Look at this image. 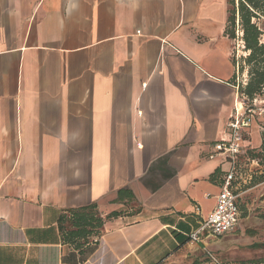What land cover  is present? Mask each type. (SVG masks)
<instances>
[{
	"label": "crops",
	"instance_id": "obj_1",
	"mask_svg": "<svg viewBox=\"0 0 264 264\" xmlns=\"http://www.w3.org/2000/svg\"><path fill=\"white\" fill-rule=\"evenodd\" d=\"M227 9L0 0V264L205 261L188 234L229 168L209 157L238 100ZM121 188L133 199L116 201ZM92 203L99 234L76 248L60 216ZM243 203L232 231L202 239L225 264H264V220Z\"/></svg>",
	"mask_w": 264,
	"mask_h": 264
},
{
	"label": "trees",
	"instance_id": "obj_2",
	"mask_svg": "<svg viewBox=\"0 0 264 264\" xmlns=\"http://www.w3.org/2000/svg\"><path fill=\"white\" fill-rule=\"evenodd\" d=\"M227 24L225 33L231 39H240L246 55L242 58L239 69H246L249 75L244 85L238 87V92L244 95L251 105L256 95L264 91V43L261 41L263 30L259 20H264V0H227ZM235 65V60H234ZM235 78V74L233 80ZM246 101H243L246 103ZM253 118L255 120V115ZM253 120V121H254ZM261 134V145H264V129ZM254 157L253 150H249ZM133 194L128 188H121L116 192V201L132 200ZM96 204L92 203L78 208H69L60 216L61 230L64 241L80 248L87 239L99 234L102 219L96 210ZM118 215L116 212L114 215ZM63 222H67L70 228H65ZM90 227V229L88 228ZM91 227L97 231L91 233ZM82 239V241H80Z\"/></svg>",
	"mask_w": 264,
	"mask_h": 264
},
{
	"label": "built area",
	"instance_id": "obj_3",
	"mask_svg": "<svg viewBox=\"0 0 264 264\" xmlns=\"http://www.w3.org/2000/svg\"><path fill=\"white\" fill-rule=\"evenodd\" d=\"M260 111H264L259 108ZM256 113L251 104L242 101L234 103L233 111L226 122L225 136L214 144V152L209 155H222L229 162V168L220 186V191L215 198V204L208 215L202 219L198 228L188 234L190 242L203 244L205 261L200 264H224L219 257L207 248L202 239L203 233L207 235H222L232 231L240 219L238 206V193L236 192L242 179V159L250 160L247 151L246 134L254 120ZM251 162H256L251 159ZM235 183V184H234Z\"/></svg>",
	"mask_w": 264,
	"mask_h": 264
},
{
	"label": "rangeland",
	"instance_id": "obj_4",
	"mask_svg": "<svg viewBox=\"0 0 264 264\" xmlns=\"http://www.w3.org/2000/svg\"><path fill=\"white\" fill-rule=\"evenodd\" d=\"M259 25L263 30V34L261 36V41L264 43V20H259ZM246 55V52L243 50V45L240 39L236 38L234 39V49H233V58L235 60V78L234 83L237 87L239 85L242 86L245 84V82L248 80L249 75L247 74V71L245 68L243 70H240L239 67L242 64V58ZM237 101H246L244 98V95L240 94L238 92V100ZM247 104H250V101H246ZM253 109L256 112L255 120L252 121V125L250 128V134H246V138L251 140V145L258 142V131L260 133L264 129V111H260L259 108L264 110V91L261 92L259 95H256L254 101L252 102ZM251 135V136H250ZM249 150H253L255 156L253 157ZM247 155L250 160L242 159L241 164L244 167L242 169V179L244 181L240 182V184L237 187L236 192L238 193V206L240 208V217L242 218L244 216V203L243 201H247L249 203H252V208L255 213L258 214V216L264 220V145H259L257 147H248ZM251 159H255L256 162L252 163ZM235 184V183H234ZM250 189L244 194H240L245 189ZM242 200V201H241ZM135 207V206H132ZM136 208V207H135ZM65 228H70L69 224L67 222H63V225ZM90 229V227H88ZM261 228H259V231ZM264 230V226L262 227ZM97 231L96 227H91V233H95ZM263 234V233H262ZM264 235V234H263ZM91 237L89 236L88 239ZM82 241V239H80ZM259 246H262L260 250L257 251L256 255H253L252 257H257L258 259L262 260L264 262V245L261 244ZM225 264V263H224Z\"/></svg>",
	"mask_w": 264,
	"mask_h": 264
}]
</instances>
